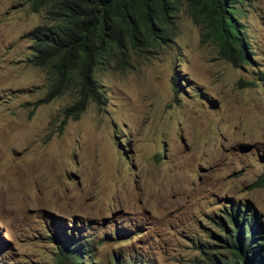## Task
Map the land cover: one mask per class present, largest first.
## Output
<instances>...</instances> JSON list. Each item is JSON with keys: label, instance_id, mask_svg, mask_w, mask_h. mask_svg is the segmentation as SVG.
<instances>
[{"label": "rangeland", "instance_id": "1", "mask_svg": "<svg viewBox=\"0 0 264 264\" xmlns=\"http://www.w3.org/2000/svg\"><path fill=\"white\" fill-rule=\"evenodd\" d=\"M240 9L249 63L221 58L182 8L170 38L97 68L104 104L63 125L72 94L40 103L28 61L44 12L0 0V264H58L72 238L92 264L228 257L240 205L264 230V0Z\"/></svg>", "mask_w": 264, "mask_h": 264}, {"label": "trees", "instance_id": "2", "mask_svg": "<svg viewBox=\"0 0 264 264\" xmlns=\"http://www.w3.org/2000/svg\"><path fill=\"white\" fill-rule=\"evenodd\" d=\"M244 2L31 0L33 11L42 10L45 14V22L28 33L32 40L28 61L42 70L48 85L39 101L48 103L71 93V104L62 110L63 125L69 120H78L90 103L103 105L105 98L94 75L96 69L111 64L122 67L129 50L147 49L170 38L174 23L171 19L182 8L197 23H201L202 18L209 21L221 58L234 66L249 63L248 39L233 18L242 12L240 7ZM247 208L240 205L234 213H225L229 227L221 229L228 245V257L201 251L206 253L204 258L191 259L185 264H264V230L258 217ZM73 241L74 238L67 244L62 242L65 251L59 254L58 264H92L91 259L84 261L83 255L89 251L69 248Z\"/></svg>", "mask_w": 264, "mask_h": 264}, {"label": "clouds", "instance_id": "3", "mask_svg": "<svg viewBox=\"0 0 264 264\" xmlns=\"http://www.w3.org/2000/svg\"><path fill=\"white\" fill-rule=\"evenodd\" d=\"M41 25V24H40Z\"/></svg>", "mask_w": 264, "mask_h": 264}]
</instances>
